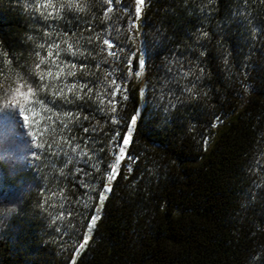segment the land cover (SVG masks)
<instances>
[{
    "label": "trees",
    "instance_id": "1",
    "mask_svg": "<svg viewBox=\"0 0 264 264\" xmlns=\"http://www.w3.org/2000/svg\"><path fill=\"white\" fill-rule=\"evenodd\" d=\"M134 6L0 0V264H264V0H145L143 86Z\"/></svg>",
    "mask_w": 264,
    "mask_h": 264
},
{
    "label": "rangeland",
    "instance_id": "2",
    "mask_svg": "<svg viewBox=\"0 0 264 264\" xmlns=\"http://www.w3.org/2000/svg\"><path fill=\"white\" fill-rule=\"evenodd\" d=\"M144 3H145V0H144ZM136 7H137V3L135 0V6H134L135 12H136ZM143 10H144V4L141 7L139 17H137L136 15L135 25L131 29L134 40L136 41V49H135L134 54L136 56L137 68H136L135 76L138 79L141 86H143L144 80H145L144 55H143L142 44H141V33H142L141 21H142ZM141 59L143 60L142 67L140 66ZM143 92H144V88H141V96L144 94ZM19 95H20L19 92L16 93L15 91H12V94L10 95L7 105L5 104L6 107H3V110H2L3 116H2V119H0V151L2 152L3 156L5 157L8 163L20 164V165L24 164L25 167H27L29 166V161L31 160L33 142H31L26 137L27 117L26 115L20 112L21 110L17 108L15 104V102L20 98ZM133 118L136 119V115ZM133 126L134 125L131 124L127 134L131 132V135H132ZM128 145L126 146V152L122 160H118V154H117L116 160L112 166V168L115 167L117 171L115 173L111 172V176H114V177L116 176V173L121 168L123 162L126 160ZM112 180L113 179L109 180L106 187L110 188ZM106 193L107 192L103 191V199H104V196H106ZM101 205L102 204L100 202L96 207L97 214L95 216V222L93 223L92 221L91 227L94 226V224L96 223L98 219V213L101 210ZM89 239L90 238L87 237L82 244L85 245ZM81 249L82 248L79 247L78 251Z\"/></svg>",
    "mask_w": 264,
    "mask_h": 264
},
{
    "label": "snow or ice",
    "instance_id": "3",
    "mask_svg": "<svg viewBox=\"0 0 264 264\" xmlns=\"http://www.w3.org/2000/svg\"><path fill=\"white\" fill-rule=\"evenodd\" d=\"M109 3H111V0H109ZM136 3H137V7H136V15L137 17H139V14H140V11H141V7L143 6L144 4V0H136ZM110 10V9H109ZM105 44L108 43V41H105L104 42ZM55 47H59V45H55ZM68 48L71 49L72 48V45L69 44L68 45ZM50 54V53H49ZM140 66L142 67L143 66V60L141 59L140 61ZM73 68H75V65H72ZM63 72V69H61V72L60 73H57V76H59L61 73ZM44 75L45 74H41L40 76V79L43 80L44 79ZM47 76H52V72L49 71L47 74ZM68 75H75L74 72H69ZM113 83L115 84V81H113ZM76 87L75 84L71 85L69 88H68V91L71 92L74 88ZM82 87H86V85L82 86ZM31 91V90H29ZM118 91V89H117ZM63 89L60 90L59 93H54V95H63ZM66 115H71V113H67ZM131 124H135V118L132 119V121L130 122ZM87 131V130H85ZM130 137H131V132H129L128 134H126L124 137L120 138V142H119V146H118V160H122L124 158V155H125V152H126V146L130 143ZM117 170L115 167H113L111 169V172L112 173H115ZM109 179H114V176H110ZM105 192H110L111 189L106 187L104 189ZM101 199H103V197H101ZM95 222V217L93 218V223ZM83 244L80 245L81 248H83Z\"/></svg>",
    "mask_w": 264,
    "mask_h": 264
}]
</instances>
